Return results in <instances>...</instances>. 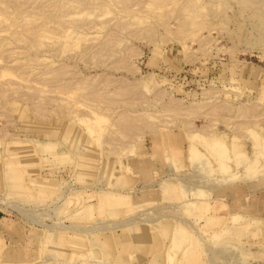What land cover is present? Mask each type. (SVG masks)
Returning <instances> with one entry per match:
<instances>
[{"label":"rangeland","instance_id":"374dc122","mask_svg":"<svg viewBox=\"0 0 264 264\" xmlns=\"http://www.w3.org/2000/svg\"><path fill=\"white\" fill-rule=\"evenodd\" d=\"M0 264H264V0H0Z\"/></svg>","mask_w":264,"mask_h":264},{"label":"bare ground","instance_id":"6f19581e","mask_svg":"<svg viewBox=\"0 0 264 264\" xmlns=\"http://www.w3.org/2000/svg\"><path fill=\"white\" fill-rule=\"evenodd\" d=\"M176 151H177V149H176ZM178 152V151H177ZM111 165V164H110ZM107 168H108V166H107ZM109 169H110V166H109Z\"/></svg>","mask_w":264,"mask_h":264}]
</instances>
